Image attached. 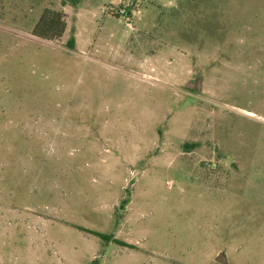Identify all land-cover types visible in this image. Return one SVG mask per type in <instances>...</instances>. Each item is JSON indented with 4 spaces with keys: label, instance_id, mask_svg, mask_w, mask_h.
<instances>
[{
    "label": "rangeland",
    "instance_id": "obj_1",
    "mask_svg": "<svg viewBox=\"0 0 264 264\" xmlns=\"http://www.w3.org/2000/svg\"><path fill=\"white\" fill-rule=\"evenodd\" d=\"M122 1L0 0V264H264V0Z\"/></svg>",
    "mask_w": 264,
    "mask_h": 264
},
{
    "label": "trees",
    "instance_id": "obj_2",
    "mask_svg": "<svg viewBox=\"0 0 264 264\" xmlns=\"http://www.w3.org/2000/svg\"><path fill=\"white\" fill-rule=\"evenodd\" d=\"M71 4L75 5L79 0H69ZM67 28L65 20V14L59 11L44 10L41 17L33 27V35L46 40L60 39ZM69 44L73 45V40L69 41ZM95 235L104 239L107 242L113 241L114 243L124 245L114 239L111 235L95 232Z\"/></svg>",
    "mask_w": 264,
    "mask_h": 264
},
{
    "label": "built area",
    "instance_id": "obj_3",
    "mask_svg": "<svg viewBox=\"0 0 264 264\" xmlns=\"http://www.w3.org/2000/svg\"><path fill=\"white\" fill-rule=\"evenodd\" d=\"M139 0H124L118 7V16H124L127 24H130Z\"/></svg>",
    "mask_w": 264,
    "mask_h": 264
},
{
    "label": "water",
    "instance_id": "obj_4",
    "mask_svg": "<svg viewBox=\"0 0 264 264\" xmlns=\"http://www.w3.org/2000/svg\"><path fill=\"white\" fill-rule=\"evenodd\" d=\"M201 78V77H200ZM193 86H195V87H197L199 90L202 88L201 87V79H199V81H198V83L195 85H192L191 83H188L187 84V88H194ZM128 190H129V188H128ZM125 201H127V200H124L123 202H122V204H121V208H124V203H125ZM218 261H223V257H222V255H220L219 257H218V259H217Z\"/></svg>",
    "mask_w": 264,
    "mask_h": 264
},
{
    "label": "flooded vegetation",
    "instance_id": "obj_5",
    "mask_svg": "<svg viewBox=\"0 0 264 264\" xmlns=\"http://www.w3.org/2000/svg\"><path fill=\"white\" fill-rule=\"evenodd\" d=\"M199 79H201V87H202V78H200V77H198V78H196L195 80H191V81H189L188 83H191L192 85H196L197 83H198V81H199ZM187 83V84H188ZM186 87H187V85H186ZM194 88H189V89H191V90H194V91H200L197 87H195V86H193Z\"/></svg>",
    "mask_w": 264,
    "mask_h": 264
}]
</instances>
